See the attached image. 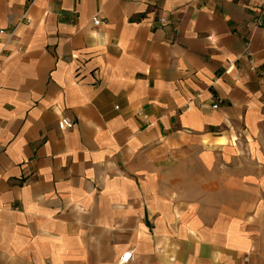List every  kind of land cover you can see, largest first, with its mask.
Returning a JSON list of instances; mask_svg holds the SVG:
<instances>
[{
	"label": "crops",
	"instance_id": "1",
	"mask_svg": "<svg viewBox=\"0 0 264 264\" xmlns=\"http://www.w3.org/2000/svg\"><path fill=\"white\" fill-rule=\"evenodd\" d=\"M263 9L0 0V264H264Z\"/></svg>",
	"mask_w": 264,
	"mask_h": 264
},
{
	"label": "built area",
	"instance_id": "2",
	"mask_svg": "<svg viewBox=\"0 0 264 264\" xmlns=\"http://www.w3.org/2000/svg\"><path fill=\"white\" fill-rule=\"evenodd\" d=\"M262 13L264 14V9H263ZM99 23L100 22H99L98 18H94V20H93L94 26L99 25ZM261 23H262V21H260V20L257 22L258 25L261 24ZM215 108H217V106H215ZM58 127H59L60 130H63V131L65 130L66 131V130L72 129L74 127V123L71 120L67 119V118H62L58 122ZM134 255H135L134 250L126 251L120 257L119 263L120 264H128V263H130L131 261H133Z\"/></svg>",
	"mask_w": 264,
	"mask_h": 264
}]
</instances>
